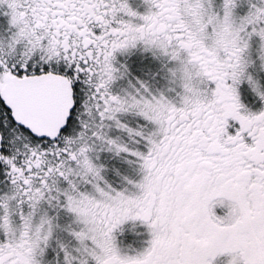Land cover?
<instances>
[{
  "label": "snow or ice",
  "instance_id": "6c2138e0",
  "mask_svg": "<svg viewBox=\"0 0 264 264\" xmlns=\"http://www.w3.org/2000/svg\"><path fill=\"white\" fill-rule=\"evenodd\" d=\"M0 264H264V0H0Z\"/></svg>",
  "mask_w": 264,
  "mask_h": 264
}]
</instances>
